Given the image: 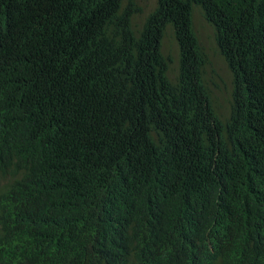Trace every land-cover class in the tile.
Listing matches in <instances>:
<instances>
[{"label": "trees", "instance_id": "obj_1", "mask_svg": "<svg viewBox=\"0 0 264 264\" xmlns=\"http://www.w3.org/2000/svg\"><path fill=\"white\" fill-rule=\"evenodd\" d=\"M143 10L0 0V264H264V0Z\"/></svg>", "mask_w": 264, "mask_h": 264}, {"label": "rangeland", "instance_id": "obj_2", "mask_svg": "<svg viewBox=\"0 0 264 264\" xmlns=\"http://www.w3.org/2000/svg\"><path fill=\"white\" fill-rule=\"evenodd\" d=\"M138 2L144 7L142 14L138 15L136 18V21L140 22L141 18L153 9L155 0H138ZM193 16L196 31L209 60V65L206 68V77L213 85L216 100L221 104L220 106L223 107L226 104V100L230 98V74L220 56L216 54L211 26L202 17L199 10L195 11ZM167 30L169 33L170 29L168 28ZM163 47L172 52L173 55L177 53L176 45L168 34L163 39Z\"/></svg>", "mask_w": 264, "mask_h": 264}, {"label": "clouds", "instance_id": "obj_3", "mask_svg": "<svg viewBox=\"0 0 264 264\" xmlns=\"http://www.w3.org/2000/svg\"><path fill=\"white\" fill-rule=\"evenodd\" d=\"M200 11V10H199ZM213 31V30H212Z\"/></svg>", "mask_w": 264, "mask_h": 264}]
</instances>
